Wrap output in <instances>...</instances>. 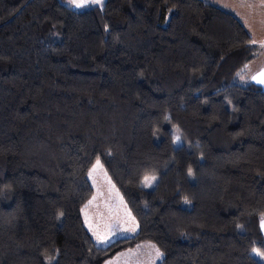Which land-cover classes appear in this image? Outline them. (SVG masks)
Instances as JSON below:
<instances>
[{
    "label": "trees",
    "instance_id": "trees-1",
    "mask_svg": "<svg viewBox=\"0 0 264 264\" xmlns=\"http://www.w3.org/2000/svg\"><path fill=\"white\" fill-rule=\"evenodd\" d=\"M258 51L203 0H0V264H104L144 242L158 264H260L264 91L235 83ZM96 160L138 228L107 246L81 215Z\"/></svg>",
    "mask_w": 264,
    "mask_h": 264
},
{
    "label": "rangeland",
    "instance_id": "rangeland-1",
    "mask_svg": "<svg viewBox=\"0 0 264 264\" xmlns=\"http://www.w3.org/2000/svg\"><path fill=\"white\" fill-rule=\"evenodd\" d=\"M234 15L249 33L253 44L259 51L260 57L257 65L264 66V0H203ZM261 53V54H260ZM257 56V57H258ZM235 83L241 84L239 78H235ZM179 139H175L174 145L178 146ZM150 183H145V178L140 186L143 189L154 188L157 177L148 176ZM87 179L92 188V195L83 206L81 215L84 225L98 246H107L112 241L133 236L138 231L137 223L126 204L124 203L117 188L108 178L99 160H96L87 172ZM134 249V248H133ZM130 250L120 252L117 255ZM159 252V255L157 254ZM126 254L127 258L115 256L113 262L109 264H124L128 260L129 264H158L162 258L160 250L150 242L141 243ZM258 251L251 252L252 256L260 263L264 264V257ZM124 259V260H122ZM107 262V261H106ZM105 262V263H106ZM104 263V264H105Z\"/></svg>",
    "mask_w": 264,
    "mask_h": 264
},
{
    "label": "crops",
    "instance_id": "crops-1",
    "mask_svg": "<svg viewBox=\"0 0 264 264\" xmlns=\"http://www.w3.org/2000/svg\"><path fill=\"white\" fill-rule=\"evenodd\" d=\"M105 0H76V2H80L83 4L82 7L77 8L75 7V3L73 2V0H64V3L66 6H68L69 8L76 10V11H80V10H84L90 7H94V6H100ZM249 34V33H248ZM261 54V53H260ZM260 57H256V59H254L253 61H251L250 63L246 64L242 70L238 73V75L236 76V79L239 78V80L242 81L241 84H245L247 82H250L254 85H257L258 87H260L263 91H264V84L258 83L257 80L253 79V77H258L259 78V74L261 72H264V66L262 65H257V62L260 60ZM262 220V219H261ZM261 220H260V230L262 232V234L264 235V227L261 226ZM138 246V245H137ZM137 246L135 248H137ZM134 249H130V251H135ZM130 251L124 252L122 253V255H117V256H121L120 258H127L129 259V257L126 254H132L130 253ZM126 253V254H125ZM116 256V255H115ZM112 257L111 259H109L105 264H109L110 262H113L115 258ZM116 256V258H117ZM114 259V260H113ZM124 260V259H122ZM124 264H129L128 260L125 261Z\"/></svg>",
    "mask_w": 264,
    "mask_h": 264
},
{
    "label": "snow or ice",
    "instance_id": "snow-or-ice-1",
    "mask_svg": "<svg viewBox=\"0 0 264 264\" xmlns=\"http://www.w3.org/2000/svg\"><path fill=\"white\" fill-rule=\"evenodd\" d=\"M73 2L75 3V7L80 8L83 6L82 3L80 2H76V0H73ZM255 42V41H253ZM261 46H264V42H262ZM253 79L257 80L258 83L264 84V72H261L259 74V78L258 77H253ZM151 181L148 177H145V183L149 184ZM261 226L264 227V217H262L261 220ZM159 255V252L157 253ZM257 255H260V253H257Z\"/></svg>",
    "mask_w": 264,
    "mask_h": 264
}]
</instances>
